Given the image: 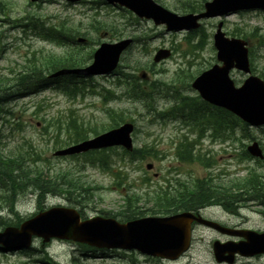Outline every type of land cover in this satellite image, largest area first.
Here are the masks:
<instances>
[{
    "label": "rangeland",
    "instance_id": "374dc122",
    "mask_svg": "<svg viewBox=\"0 0 264 264\" xmlns=\"http://www.w3.org/2000/svg\"><path fill=\"white\" fill-rule=\"evenodd\" d=\"M156 1L177 15H182L186 13L184 2L203 6L209 0ZM82 2L71 4L66 0H0V45L3 49L0 52V74H5L8 70H19L26 58L35 56L42 59L60 53L64 55L68 51L90 62L91 52L101 42L134 39L120 55V73L116 70L109 75L84 78L85 95L77 96L73 93L68 96L63 89L58 87L57 90L51 86L34 95L6 103L3 106L6 112L0 114L3 155L12 156L28 151L32 155L31 160L47 172H66L69 177L80 180L85 187L92 188L82 194L85 200L78 198L84 205L79 209L81 215L87 218L102 215L105 211L114 212L127 194L135 192L142 195L166 178L170 180V184L175 185L177 181L192 182L196 177L207 176L216 183H228L236 178L242 180L246 170L242 163H238L234 154L250 143L252 138H239L242 135L239 129L236 130V135L226 140H212L207 135L196 138V134H190L188 128L182 129L176 123L159 122L156 113L168 109L179 96H198L197 91L191 87V82L197 74L216 62L212 35L219 21L223 22L222 28L227 36L246 39L250 47L252 72L264 79V11L246 10L223 17L202 19L200 30L189 40L186 37L190 31H166L164 25H156L151 19L138 18L126 9L106 4L104 0ZM27 15L38 17L44 22L66 20L68 25L78 26L79 33L75 37H87L89 42L82 49L61 47L54 42L42 40L39 36H32L28 26L25 27L28 36H24L22 22ZM18 18V23L11 24ZM93 20H98L100 25L93 23ZM160 48H167L171 53L160 62H154L153 56ZM47 69L44 65L40 70L45 73ZM231 70V78L239 85L245 75L237 69ZM122 71L125 76H122ZM141 72L146 74L145 78L141 77ZM121 77H127L129 82L120 84ZM11 83L12 81L8 82ZM134 84L141 89L140 97L130 91ZM112 95H116V98L111 99ZM113 111H120L122 121L134 124V145L150 148L147 154L145 151L144 158L129 162L115 158L110 167L103 169L93 164L92 156L87 154L71 157L54 155L57 148L61 147L55 144L65 140L72 129L78 130L80 124L84 128L96 127L100 132L104 131L103 127L113 121ZM118 118L119 115L116 120ZM85 132H88L87 136H93L92 132ZM250 133L255 136L253 139L261 140L264 151V127L251 128ZM183 135L189 140L195 139L196 152L208 158L203 162H209V166L201 165L196 159H181L177 144ZM240 142H244V145ZM186 145H190L189 142ZM148 163L154 165L151 170L146 169ZM250 164L256 166L254 163ZM256 171L264 175V162L263 166L257 165ZM179 189L177 186L173 194ZM4 192L5 186L0 185V196ZM68 196L46 194L43 201L39 202L38 193L31 189L18 195L15 201L10 197L0 198V229L7 223L15 224V215L8 204H5L6 201L11 202L13 211L23 219L39 209L52 206L74 207L67 200ZM252 206L248 204L246 209L241 210L243 217H235L215 206L204 208L201 213L205 218L224 226L264 230V208ZM214 240L224 242L237 238L194 224L191 247L176 260L148 257L136 251L122 249L91 250L67 240L54 239L42 245L40 239H34L31 249L25 254L23 251L11 254L0 252V264H46V256L57 264H219L212 253ZM234 264H264V254L236 257Z\"/></svg>",
    "mask_w": 264,
    "mask_h": 264
},
{
    "label": "water",
    "instance_id": "95a60500",
    "mask_svg": "<svg viewBox=\"0 0 264 264\" xmlns=\"http://www.w3.org/2000/svg\"><path fill=\"white\" fill-rule=\"evenodd\" d=\"M118 2L132 10L139 17L151 18L155 24L164 23L166 29H195L198 20L234 12L240 9H264V0H211L204 5V11L177 16L153 0H107ZM222 22L217 25L213 35L216 59L213 64L195 78L192 87L211 104L225 108L250 125H264V81L251 74L247 43L241 38H229L221 30ZM130 42L129 39L115 43H102L93 54V62L85 68L62 69L50 77L62 74L90 75L106 73L117 65L119 55ZM169 54L160 49L154 61ZM237 68L249 74L242 84L236 87L229 77V71ZM133 125H123L103 132L91 139L57 150L55 155H68L111 145L132 148L130 133ZM248 151L261 156L257 142L247 147ZM148 169L152 167L147 164ZM196 221L219 232L241 237L238 241L213 243V253L217 262L233 263L235 254L254 256L264 253V232L249 229H232L214 221L182 212L165 217H144L127 223H118L111 218L93 217L80 221L76 210L66 207H52L41 211L22 222L18 227L8 226L0 232V244L5 249L28 247L31 237H41L43 242L51 238L69 239L86 243L98 248L136 249L150 256L174 259L189 246L190 224Z\"/></svg>",
    "mask_w": 264,
    "mask_h": 264
},
{
    "label": "trees",
    "instance_id": "16d2710c",
    "mask_svg": "<svg viewBox=\"0 0 264 264\" xmlns=\"http://www.w3.org/2000/svg\"><path fill=\"white\" fill-rule=\"evenodd\" d=\"M183 5L184 11L193 12L202 8L201 4L194 5L189 2H184ZM26 18L27 25H31L41 37L48 40L61 41V39H64L62 41L65 42L66 40H73L74 35L79 33L78 26L68 25L66 20L56 23L51 22L44 26V23H41L38 18L30 15ZM93 21V23L100 25L98 20ZM191 37L188 39L190 40ZM262 43L264 44V40ZM262 43L260 45L263 46ZM70 52L68 51L62 56L53 55L42 59H38L35 56L30 57V59L26 58L25 63L21 65L19 70H8L7 73L0 74V113L6 112L3 106L10 100H13L14 97L36 92L38 89L46 86L48 81L56 83L58 87L66 91L68 96H72L73 93L77 94L81 89L79 78L75 76H63L56 80H47L45 76L47 73L58 68L81 66L87 62L85 58H83L85 60L83 61L79 55ZM44 65L48 68L45 73L44 70H40L41 67L44 68ZM9 81H12V83L8 84ZM135 88L137 89L131 90ZM131 89L132 94L135 93V95L140 97L141 89L137 85H132ZM112 114V123L104 126L103 130L117 126L123 120L120 111H113ZM117 115H119L118 120H116ZM156 115L159 117H167L169 115L184 116L193 132L195 130L200 133L208 131L210 137L221 138V140L230 138L236 125L242 134L241 138L251 137L250 128L247 124L223 109L208 105L196 96H179L172 106L164 111L158 112ZM82 126L84 125L80 124L78 130L72 129L66 135L67 138L56 143L55 146L59 147L62 144L65 145L86 138L88 132L85 131H90L93 134L99 132L96 127L84 128ZM180 142L183 145L178 150V155L181 159H196L201 165L209 166V162H203L205 159L200 152H194V144L188 141L187 137ZM187 142L190 145H184ZM3 146L0 144V185L4 184L5 192L0 198L10 197L15 201L18 195L33 189L39 195V202L43 201L42 198L46 194L59 196L69 195L67 200L73 203L74 207H79L80 209L84 206L78 198L85 200L82 194L89 192L92 188L85 187L80 180L69 177L66 172H47L43 167H39L37 165L38 163L35 164V161L31 160L32 155L28 151L27 153L18 152L12 156L3 155ZM149 150L150 148L147 146L135 147L131 152L111 148L106 152H94L92 163L102 168H108L114 162L115 158L127 162L134 161L144 158ZM241 153H243V156L248 157V154L244 150ZM251 174L243 180V183L234 187L232 181L228 183H216L210 177H196L192 182L177 181L176 185L170 184V180L166 179L163 185H156L155 188L147 190L142 195L135 192L127 194L123 197L122 204H120L117 210L114 212L106 211L105 214L107 216L117 217L121 221H127L145 215H169L178 211L197 212L205 206L214 204L223 205L226 209L233 211L235 209V203L243 199H248L236 198V196H240L241 194V192L238 193L239 191L245 190L250 197L257 196V198L264 200V182L260 180L261 178H259L260 176L256 171ZM177 186L180 189L176 194H173ZM41 206L42 204L39 205V208ZM10 211L15 215L14 223H19L21 218L13 211V205L10 207ZM81 246L87 248L85 245Z\"/></svg>",
    "mask_w": 264,
    "mask_h": 264
},
{
    "label": "bare ground",
    "instance_id": "6f19581e",
    "mask_svg": "<svg viewBox=\"0 0 264 264\" xmlns=\"http://www.w3.org/2000/svg\"><path fill=\"white\" fill-rule=\"evenodd\" d=\"M257 138H259V137H257ZM259 140V139H258ZM257 140V141H258ZM261 140H259L258 141V147H259V145L261 144V142H260ZM247 147L248 146H246L245 147V152L250 156V161H249V163H254V164H256V166L257 165H259V166H263V162H264V151L263 150H261L260 149V147H259V149L261 150V156H257V155H253V154H251L249 151H248V149H247ZM59 150H61V149H59ZM240 156H243V153L240 155ZM4 185V184H3ZM9 186V185H8ZM11 188V187H10ZM9 190V189H8ZM5 204L8 206V208L10 209V207H11V202L10 201H6L5 202ZM10 205V206H9ZM4 248H5V246H2V251L4 250ZM10 250H12V249H10ZM5 252V251H4ZM9 252V251H8Z\"/></svg>",
    "mask_w": 264,
    "mask_h": 264
}]
</instances>
